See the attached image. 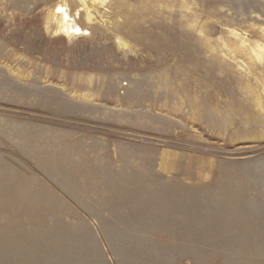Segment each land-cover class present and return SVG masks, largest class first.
Segmentation results:
<instances>
[{
  "label": "rangeland",
  "instance_id": "374dc122",
  "mask_svg": "<svg viewBox=\"0 0 264 264\" xmlns=\"http://www.w3.org/2000/svg\"><path fill=\"white\" fill-rule=\"evenodd\" d=\"M0 264H264V0H0Z\"/></svg>",
  "mask_w": 264,
  "mask_h": 264
},
{
  "label": "bare ground",
  "instance_id": "6f19581e",
  "mask_svg": "<svg viewBox=\"0 0 264 264\" xmlns=\"http://www.w3.org/2000/svg\"><path fill=\"white\" fill-rule=\"evenodd\" d=\"M63 4H64L63 7H60L58 11L56 10L57 12L55 13L59 16L57 33L63 34L66 37L77 35L80 33V30L75 27L74 22L71 21V19L69 18L68 10L65 7V3ZM86 14L87 16H89L88 12H86Z\"/></svg>",
  "mask_w": 264,
  "mask_h": 264
}]
</instances>
